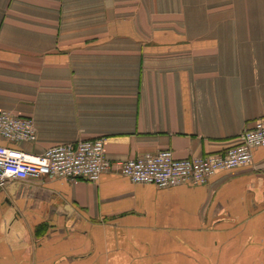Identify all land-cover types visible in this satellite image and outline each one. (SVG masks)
<instances>
[{
  "label": "crops",
  "instance_id": "crops-1",
  "mask_svg": "<svg viewBox=\"0 0 264 264\" xmlns=\"http://www.w3.org/2000/svg\"><path fill=\"white\" fill-rule=\"evenodd\" d=\"M0 110L33 153H222L264 116V0H0ZM0 264H264V146L205 184L9 180Z\"/></svg>",
  "mask_w": 264,
  "mask_h": 264
},
{
  "label": "built area",
  "instance_id": "built-area-1",
  "mask_svg": "<svg viewBox=\"0 0 264 264\" xmlns=\"http://www.w3.org/2000/svg\"><path fill=\"white\" fill-rule=\"evenodd\" d=\"M0 188L9 180L25 178H84L97 181L101 174L113 172L135 183H149L160 188L180 184H205L217 170H230L252 163V149L264 146V116L246 128L240 141L222 153L178 158L169 148L146 152L123 160L105 155L106 137L78 139L57 143L40 153L19 147L36 139L33 119L0 110Z\"/></svg>",
  "mask_w": 264,
  "mask_h": 264
}]
</instances>
